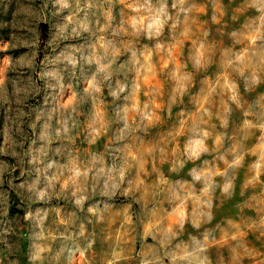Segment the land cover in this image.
<instances>
[{"label":"rangeland","instance_id":"374dc122","mask_svg":"<svg viewBox=\"0 0 264 264\" xmlns=\"http://www.w3.org/2000/svg\"><path fill=\"white\" fill-rule=\"evenodd\" d=\"M0 264H264V0H0Z\"/></svg>","mask_w":264,"mask_h":264},{"label":"clouds","instance_id":"9594fccd","mask_svg":"<svg viewBox=\"0 0 264 264\" xmlns=\"http://www.w3.org/2000/svg\"><path fill=\"white\" fill-rule=\"evenodd\" d=\"M154 24L157 23L156 21L153 22ZM233 99H235V97H233ZM198 143L202 144V141H199Z\"/></svg>","mask_w":264,"mask_h":264},{"label":"trees","instance_id":"16d2710c","mask_svg":"<svg viewBox=\"0 0 264 264\" xmlns=\"http://www.w3.org/2000/svg\"><path fill=\"white\" fill-rule=\"evenodd\" d=\"M42 29H44L45 28V25L44 24H41V26H40ZM43 31V30H42Z\"/></svg>","mask_w":264,"mask_h":264},{"label":"crops","instance_id":"0c3cea01","mask_svg":"<svg viewBox=\"0 0 264 264\" xmlns=\"http://www.w3.org/2000/svg\"><path fill=\"white\" fill-rule=\"evenodd\" d=\"M221 181H222V184L224 185V179L223 178L221 179Z\"/></svg>","mask_w":264,"mask_h":264}]
</instances>
